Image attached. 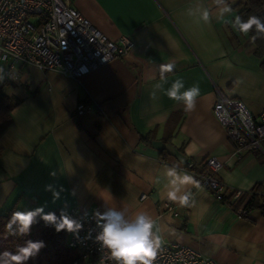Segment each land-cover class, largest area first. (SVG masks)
Returning a JSON list of instances; mask_svg holds the SVG:
<instances>
[{"label":"crops","instance_id":"1","mask_svg":"<svg viewBox=\"0 0 264 264\" xmlns=\"http://www.w3.org/2000/svg\"><path fill=\"white\" fill-rule=\"evenodd\" d=\"M67 1L108 39L129 35L132 46L79 82L56 70L0 63V87L19 100L0 133V211L79 207L97 222L95 214L108 207L146 210L166 243L192 247L218 264H264L260 210L239 217L204 187L192 189L193 205L180 207L151 182L164 165L190 162L201 169L214 156L229 188L264 184V151L235 154L212 111L217 90L253 116L264 109V71L248 36L215 19L197 24L186 14L198 3L211 7V0ZM240 1L230 0L233 17ZM168 64L175 67L165 87L177 78L186 87L199 85L193 111L163 93L152 98ZM88 101L100 108L77 112Z\"/></svg>","mask_w":264,"mask_h":264},{"label":"built area","instance_id":"2","mask_svg":"<svg viewBox=\"0 0 264 264\" xmlns=\"http://www.w3.org/2000/svg\"><path fill=\"white\" fill-rule=\"evenodd\" d=\"M132 46L129 35H121L117 41L108 39L67 0H0V63L33 65L41 70H56L79 82L81 76L94 68L125 55ZM98 109L90 101L80 103L77 112ZM213 115L221 124L234 146V153L246 150H262L264 142V109L253 116L237 98L225 96L217 90ZM221 163L214 156L205 160L199 170L192 164L179 165L189 170L217 200L231 192L235 200V213L246 217L247 190L229 188L217 175ZM249 194V193H248ZM145 195H141L144 198ZM166 208L174 215L173 207ZM83 225L78 233L64 231L66 244L80 251L91 264H114L107 250L96 242L100 231L94 221L79 207L66 212ZM154 264H218L210 256L179 242L166 243L158 253Z\"/></svg>","mask_w":264,"mask_h":264},{"label":"clouds","instance_id":"3","mask_svg":"<svg viewBox=\"0 0 264 264\" xmlns=\"http://www.w3.org/2000/svg\"><path fill=\"white\" fill-rule=\"evenodd\" d=\"M211 7L198 3L189 7L186 14L195 18V23L210 25L212 20L230 24L238 34L248 36L254 31L251 40L264 39V19L249 15L243 19L240 15L232 16L230 0H211ZM231 17V19H229ZM174 65L161 66L160 79L153 85L151 96L157 98L158 93L165 94L170 100L183 106V110L191 112L195 109L200 96L198 84L185 86L181 78L169 84L167 73L174 71ZM151 182L161 186L162 198L180 207H188L195 203L192 189H200V182L188 171L177 165H164L162 171ZM51 186H49L50 190ZM59 194L53 191L54 201ZM97 227L100 229L95 239L101 249L107 250L114 264H154L157 255L166 243L165 236L157 226L156 220L146 210L130 211L127 208L108 207L103 213L97 212ZM46 225L54 226L57 232L78 233L83 225L73 219L65 211L57 216L53 212L45 213L44 207L27 211H14L6 224V230L12 236H26L30 233L37 218ZM43 241L26 240L18 245L15 251L0 252V264H27L35 258L44 247Z\"/></svg>","mask_w":264,"mask_h":264},{"label":"trees","instance_id":"4","mask_svg":"<svg viewBox=\"0 0 264 264\" xmlns=\"http://www.w3.org/2000/svg\"><path fill=\"white\" fill-rule=\"evenodd\" d=\"M236 7L239 8L237 15H240L243 19H247L249 15H256L264 19V0H242L236 4ZM254 34V31L250 32L248 38L254 45L253 53L258 58L262 71H264V39H257L253 42L251 36ZM18 103L17 98L6 95L0 87V133L9 123L11 110ZM262 147H264V142H262ZM192 168L199 170L195 166ZM231 198V192H227L220 201L235 210V200ZM243 198H246V208L249 211L257 209L264 214V184L254 185L243 194ZM27 210L32 209L12 207L0 211V252L4 250L15 251L16 247L26 240L43 241L45 246L27 264H91V261L82 259L78 249L71 248L66 244L64 231L57 232L54 226L46 225L39 217L37 218L38 222L32 225L28 235H10L6 230V224L11 214L14 211ZM61 211V209L55 208L47 210L45 213L53 212L59 216Z\"/></svg>","mask_w":264,"mask_h":264}]
</instances>
